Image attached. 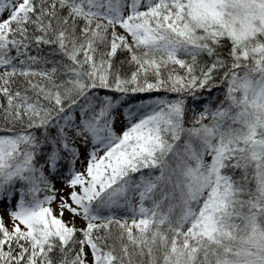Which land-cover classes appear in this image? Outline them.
<instances>
[{"label": "snow or ice", "instance_id": "obj_1", "mask_svg": "<svg viewBox=\"0 0 264 264\" xmlns=\"http://www.w3.org/2000/svg\"><path fill=\"white\" fill-rule=\"evenodd\" d=\"M0 264H264V0H0Z\"/></svg>", "mask_w": 264, "mask_h": 264}]
</instances>
